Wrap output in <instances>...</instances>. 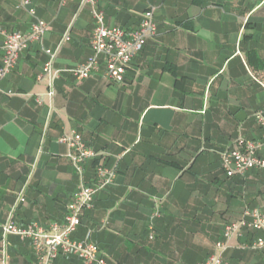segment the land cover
<instances>
[{
  "label": "crops",
  "instance_id": "0c3cea01",
  "mask_svg": "<svg viewBox=\"0 0 264 264\" xmlns=\"http://www.w3.org/2000/svg\"><path fill=\"white\" fill-rule=\"evenodd\" d=\"M19 1L0 0V65L1 32H25L33 22ZM95 1L107 26L126 30L137 29L152 11L158 36L133 60L122 84L108 83L102 72L82 82L65 72L52 99L47 82L38 81L47 61L41 48L21 57L0 88V240L25 186L26 202L14 220L62 224L80 181L58 140L75 132L97 153L87 166L88 183L97 166L116 168L117 179L83 214L74 238L90 233L109 264L203 262L225 225L245 209L264 213L263 172L228 178L220 161V153L240 148L239 141L263 138L255 115L264 109V0ZM34 4L51 29L47 48L70 32L56 68L87 62L91 8L79 10L78 0ZM157 212L161 217L154 219ZM257 236L233 238L226 263L264 264L263 254L242 248ZM8 244L9 264H39L28 242L10 237Z\"/></svg>",
  "mask_w": 264,
  "mask_h": 264
},
{
  "label": "built area",
  "instance_id": "2783aa9c",
  "mask_svg": "<svg viewBox=\"0 0 264 264\" xmlns=\"http://www.w3.org/2000/svg\"><path fill=\"white\" fill-rule=\"evenodd\" d=\"M60 1L65 3L68 0ZM78 1L80 2L79 10L89 6L95 20L91 40L92 57L84 64L67 71L56 68L61 48L71 40L70 32L63 36L55 48H47L44 42L51 30L49 25L37 17L34 0H20L18 8L24 10L33 22L25 32H1L4 42L0 65V88L1 83L16 69L21 57L35 46H39L47 58L38 81L47 82V97L50 99L56 95V82L65 72L72 74L77 82L93 78L101 72V77L110 84L119 85L124 82L133 60L149 41L158 36L154 13L152 11L145 13L137 29L126 30L107 26L105 13L95 0ZM37 103L42 104L43 99L39 97ZM255 118L263 134L262 140L247 143L239 141V149L220 153L221 165L228 178L246 177L256 170L264 174V109L258 111ZM46 130L45 127L44 132ZM58 142L68 147L67 158L80 181L72 194L64 221L62 224L53 223L46 228L36 222L27 224L16 222L15 211L19 205L26 202V186L23 187L18 192L16 202L1 228L2 264H9L8 239L10 237H18L28 242L39 264H54L59 260L73 258L78 259L81 264H109L106 255L91 238L90 233L83 240L75 239L74 235L82 226L83 214L93 209L98 195L115 184L117 170L97 166L95 179L88 184L86 182L87 166L96 160L97 153L86 145L80 134L75 132L63 135ZM160 217L159 212L153 215L154 219ZM149 229L154 233L153 225ZM246 233H254L258 236L251 244L242 246L243 250L264 255V213L259 209H245L237 222L225 225L223 238L215 244L214 252L205 261L197 264H227L225 255L230 249L229 242L233 238L244 237ZM150 239H154L153 234Z\"/></svg>",
  "mask_w": 264,
  "mask_h": 264
},
{
  "label": "trees",
  "instance_id": "16d2710c",
  "mask_svg": "<svg viewBox=\"0 0 264 264\" xmlns=\"http://www.w3.org/2000/svg\"><path fill=\"white\" fill-rule=\"evenodd\" d=\"M86 178H87V171H86ZM86 182L88 183V180L86 179ZM89 184V183H88Z\"/></svg>",
  "mask_w": 264,
  "mask_h": 264
}]
</instances>
